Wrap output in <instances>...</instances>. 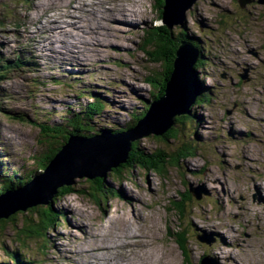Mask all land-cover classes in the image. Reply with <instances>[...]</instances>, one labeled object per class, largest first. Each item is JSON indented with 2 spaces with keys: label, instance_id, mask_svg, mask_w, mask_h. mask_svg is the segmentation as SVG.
Listing matches in <instances>:
<instances>
[{
  "label": "rangeland",
  "instance_id": "obj_1",
  "mask_svg": "<svg viewBox=\"0 0 264 264\" xmlns=\"http://www.w3.org/2000/svg\"><path fill=\"white\" fill-rule=\"evenodd\" d=\"M242 1L246 0H196L183 13V25L171 28L173 43L183 32L193 36L202 51L196 77L212 100L192 108L201 119L198 125L185 126L181 134L176 131L181 138L177 143L165 141L164 134L134 141L137 154L161 153L169 160L188 144L196 147L194 156L180 157L178 167L169 168L165 176L124 166L118 168L122 179L115 181L108 171L105 194L97 183L76 179L70 187L77 191L63 194L52 206L62 225L49 231L46 239L19 235L21 224L8 226L0 233V262L8 260L4 245L9 251L18 249L33 264H116L118 247L136 233L151 244L140 255L127 249L140 264H234L232 259L235 264H264V7L257 0ZM156 4L158 0H55L53 7L41 0H0V68L18 55L28 61L22 69L0 71V189L37 177L32 175L36 165L28 160L39 159L45 147L36 123L44 119L62 125L79 115L81 109L73 99H91L86 89L100 93L105 107L96 113L98 118L81 125L91 128L87 135L99 136L102 130L111 135V129L131 127L132 112H144L143 101H153L158 93L148 79L162 78L168 67L150 61L142 48L156 36L160 45L152 50L172 49L163 35L153 31L163 24ZM62 9L76 15L57 24L62 31L66 27L70 46L78 45L74 56L80 64L54 63L41 53L30 54L32 47L37 52L34 43L49 39L38 33L35 21L41 24L42 14L49 10L63 14ZM28 24L31 30L26 32ZM52 30L55 42L57 37L67 38ZM34 60L38 64L32 68ZM77 94L81 96L74 97ZM85 190L94 197L99 194L103 205L79 193ZM173 202L185 204L183 215L173 209ZM48 207L26 212L35 219L39 212L49 214ZM184 231L186 256L171 237ZM101 248L112 250L103 253Z\"/></svg>",
  "mask_w": 264,
  "mask_h": 264
},
{
  "label": "water",
  "instance_id": "obj_2",
  "mask_svg": "<svg viewBox=\"0 0 264 264\" xmlns=\"http://www.w3.org/2000/svg\"><path fill=\"white\" fill-rule=\"evenodd\" d=\"M195 2L165 0L163 24L169 30L174 24L182 26L183 13ZM245 2L251 3V0L242 1ZM257 3L264 7V0H257ZM175 57L164 97L149 105L135 128L114 136L100 132L99 136L88 140L71 137L45 172L25 186L0 196V220L38 206H50L56 190L74 185L76 179L93 181L106 177L108 171L127 162L132 142L151 134L162 136L173 126L177 116L188 115L199 94L194 70L199 53L183 42Z\"/></svg>",
  "mask_w": 264,
  "mask_h": 264
},
{
  "label": "trees",
  "instance_id": "obj_3",
  "mask_svg": "<svg viewBox=\"0 0 264 264\" xmlns=\"http://www.w3.org/2000/svg\"><path fill=\"white\" fill-rule=\"evenodd\" d=\"M165 5V0H158V4H156L157 9L161 12V20H162V14H163V7ZM153 31L163 35L169 46L172 47L170 53H166L164 52L162 49L161 51H156V50H152V47L154 48V45H160L159 40H157L155 37L152 39L147 40L148 42L145 43L144 47L142 48V50L144 51V53L149 57L150 61L152 62H156V63H160L161 65H165L166 67H168V69H166V71L163 73L161 76L162 78H153L151 77V79H148V83L150 85L155 86L158 89V93L157 95H155V97L152 99L153 101L156 100H160L162 97H164L165 92H166V87H167V83L170 80L171 76H172V72H173V63H174V59H175V52L178 49V47H180V44L183 42H187L188 44H190L192 47L196 48L198 50L199 55L202 57V51L199 48L198 45V41L195 40L193 38V36H187L184 35L183 32L179 33L180 36V40L177 43H173L172 39H173V33L171 30H169L164 24L160 25V26H156ZM151 30L148 31V33H150ZM154 33V32H153ZM157 40V42H155ZM169 55V56H168ZM202 59V58H200ZM198 60L197 63L194 65V70L195 72L198 71V68L201 67L202 65V60ZM199 83V82H198ZM199 83V94L197 96V102L196 105L197 106H203L206 104H209L211 102V97H210V92L208 91V89L204 90L205 87H202ZM92 97L94 98V100L92 102H90L89 104H87V106L85 108L81 107V114L78 113L79 115H72V117L70 116L68 118L67 121H63L61 122L62 125H51L48 124L47 121H45L44 119H39L38 122L36 123V125H38L40 127V137L39 138H43V140L41 141L42 145H45V147L43 148V153L40 155L39 159H37L35 156H30V158H28V160L30 159L37 167V171L34 173H32V175H41L43 172H45V170L47 169V167L49 166V164L53 161V159L55 158V156L60 152V150L63 148V145H65L68 140L71 137H87L90 138L95 136V134L93 135H87L89 132L91 133L92 131H88L91 128L87 127V130L84 129V127H86L85 125L81 126L84 123L87 122H91L93 119L98 118L97 115L98 111L100 110L101 112L104 111L105 107H104V103L103 101H101V96L100 94H92ZM143 103H145V109L144 112L141 113L138 110L135 111L136 112H132L131 117H134V123L133 125H131V127H126L125 129H111L109 130L111 133V135H119L122 132H126L129 131L130 129L134 128L136 126V124L138 123V121L144 117V115L146 114L148 107H146L148 104H150L148 101H143ZM97 113V115H96ZM83 115V116H81ZM97 116V117H95ZM44 117V116H43ZM47 119V118H46ZM200 117H198V113L195 111H193V109L191 108L190 113L186 116H177L174 119V124L173 126L162 136V138L165 139V141H169L170 139H172L174 142H178L179 139H181L177 134L176 131L178 133L181 134V129H185V126L187 128L193 129L194 126H197L198 123L200 122ZM65 128V129H64ZM189 129V130H190ZM103 132L102 131H99ZM98 133V134H99ZM195 136H199V134L197 133V131L194 132ZM168 137V138H165ZM61 142V144H60ZM198 144V143H197ZM196 144V145H197ZM199 145V144H198ZM181 146V145H179ZM183 148L180 149L179 153H175L174 155L171 156V158H169V160L167 159H162V154L160 153V155H151V156H147L144 155V153L142 152H138V154L136 153V144H134V142L131 144L130 147V151L128 154V159L127 162L125 164L120 165L118 168L122 167H128V168H134L135 166L139 169H143L146 172L152 171L154 173H156L159 176H165L167 174V171L169 168L172 167H178L179 164V160L182 157H189V156H194L196 150V147L194 148L191 145H183ZM178 154V155H177ZM136 155V156H135ZM178 157V158H177ZM181 157V158H180ZM180 158V159H179ZM26 162V160H25ZM118 168H114L112 169L111 172V176L112 178L116 181H119L120 179H122V176L120 175V172L118 171ZM108 175V173H107ZM128 175V174H126ZM30 178V177H29ZM88 184H93V183H97L98 189L99 191H101V189H103V191L101 192L102 194L105 191V180L104 178H100V179H96L93 181H86ZM19 185V184H18ZM22 185V184H20ZM17 187V186H16ZM16 187L12 188L11 185L9 186H5L2 189H0V194H5L9 191L15 190ZM76 186L74 187H68L65 189H58L55 196L53 197L52 201H51V205L48 207L47 212L49 214L45 213H38L37 218L33 219V218H29L27 215V212H17V214L11 216L9 219L7 220H0V233L4 234V231L7 230V228L10 227H15L17 228L18 225L21 224L22 229L19 231V235H23L24 237L27 238H47V235L49 233V231H54L56 230L59 226L62 225V220L61 215L58 213H55L53 210V204L55 201L58 200L59 197H62L63 194L65 195L66 193H75L77 191V188L75 190ZM64 190V191H63ZM78 193V192H77ZM81 194H84L83 196H88L90 199L93 200L94 203L97 204H102L101 202V197H99L98 195H94L90 192L85 191H81L79 192ZM105 194V193H104ZM68 195V194H67ZM105 197V195H103ZM106 199V198H105ZM104 203L105 201L102 200ZM189 201V200H188ZM103 205V204H102ZM100 206V205H99ZM172 207L173 209L180 215H183L185 213V204L182 202L181 204H176L175 202L172 203ZM19 216H21L19 219ZM22 222V223H21ZM13 225V226H11ZM10 226V227H8ZM173 235L171 236L172 238H174V240L176 241V244L178 245V247L181 249L182 253L186 256V248L185 245L187 243V234L186 232H178V233H172ZM2 245V244H1ZM3 250L6 251V255H7V261L6 262H0V264H33V261L30 260H26L25 257H23L21 255V252H19L18 249H15L14 251H9L7 249L6 246L2 245ZM185 262L187 263V259L185 258Z\"/></svg>",
  "mask_w": 264,
  "mask_h": 264
},
{
  "label": "bare ground",
  "instance_id": "obj_4",
  "mask_svg": "<svg viewBox=\"0 0 264 264\" xmlns=\"http://www.w3.org/2000/svg\"><path fill=\"white\" fill-rule=\"evenodd\" d=\"M68 1H70V0H68ZM62 2H63V0H62ZM65 2V1H64ZM43 3V5H44V3H52V5L55 3V0H41V4ZM57 4H59L58 2H57ZM88 4H91V2H89ZM51 6V5H50ZM42 7V6H41ZM45 7V6H44ZM53 7H55L54 5H53ZM50 8V7H49ZM59 8V7H58ZM44 9V8H43ZM53 9V8H52ZM81 9V6L80 7H77L76 8V10H80ZM116 9V8H115ZM83 11H84V9H82ZM127 10L130 12V10H129V8L127 7ZM39 11V10H38ZM45 11V10H44ZM62 12H63V14L62 13H59V12H57V11H50L49 10V12H46V13H44V14H42L41 15V17H44V21L43 22H41V24L40 23H38V21H35V23H34V25H39L40 27L38 28V33L39 32H44L47 36L46 37H48L49 39L48 40H45V41H43V40H41V42L40 43H34V44H36V46H38L37 48H36V50H37V52H35V49L32 47L31 48V50H30V54H33V55H38L39 53H41L42 55H40V56H43V57H45L47 60H54V63L56 62V61H61V62H67V60L69 61V60H73V62H75V63H78V64H80L81 63V60L79 59L78 60V57L77 56H74V54L75 53H77L76 52V50L75 49H77V47H78V45L77 46H75L74 44H73V42H72V44L73 45H71L70 46V42L68 43V37L70 38V35L66 32V30H65V28L63 29V31L62 30H60V29H62L61 28V25L59 24H57L59 21H62V20H64V19H71V17L73 16V17H75L76 15H74L73 14V11L72 10H70V11H65L64 9H62L61 10ZM88 11V10H87ZM37 12V11H36ZM42 12V11H41ZM91 12V11H90ZM95 14V13H94ZM132 14V13H131ZM27 15H29V14H27ZM133 15H134V13H133ZM28 17V16H27ZM30 18V17H29ZM36 18V17H35ZM92 18V17H91ZM97 23V22H96ZM122 23V22H121ZM29 24H32V22L31 23H29ZM26 25L25 26V31L26 32H29L30 30H31V26L30 25ZM91 24V23H90ZM89 24V25H90ZM86 27V26H85ZM92 27V26H91ZM40 28H42L41 29V31H40ZM52 28H55V30H57V31H55L56 33L55 34H58V35H61V36H63V37H67L66 39H63V38H61V37H57V41L55 42V40H54V38H52V37H54V34H53V30H52ZM73 28V27H72ZM78 28V27H77ZM89 28V27H88ZM53 31V32H52ZM65 31V32H64ZM68 31V30H67ZM92 31H94V29L93 30H91V31H89V34H88V36L89 35H91V32ZM69 35V36H68ZM37 36V35H36ZM56 36V35H55ZM80 36V35H79ZM71 37H73V36H71ZM75 37H77V36H75ZM42 38V37H41ZM82 38H85V39H87L86 37H84V35H82ZM78 39V38H77ZM77 39H75V40H77ZM31 41H33V40H31ZM79 41H80V43H82L83 44V41H84V39H81V38H79ZM33 43V42H32ZM43 43H45V45H43ZM86 43H87V41H85L84 42V44L86 45ZM81 44V45H82ZM80 48H83V47H80ZM78 52H80V50H78ZM79 55H83V54H80L79 53ZM87 56V55H86ZM201 57V56H200ZM12 58V57H11ZM83 58H84V56H83ZM5 64V63H4ZM88 65V64H87ZM73 66V65H72ZM78 68V67H77ZM83 68V67H82ZM95 70H96V68H95ZM37 74V73H36ZM29 75V74H28ZM61 79V78H60ZM66 80V79H65ZM34 94V93H33ZM87 102V101H86ZM89 104V103H88ZM86 107V106H85ZM127 124V123H126ZM105 132V131H104ZM111 133V132H110ZM80 138H82V139H84V140H88V139H90V138H83V137H80ZM255 191L257 192V194H260L261 195V197H262V194L260 193V191H259V189H256L255 188ZM263 198V197H262ZM257 199V198H256ZM263 201H264V198H263ZM136 233H133L131 236H128L127 238H130L129 239V241L128 242H126V243H122L121 245H120V247H118V246H116V248H115V246L113 247V250H114V252H116V250H117V247L118 248H120V251H119V256H117V255H115V262H117L116 264H140L138 261H135V259H133L131 256H133V255H129L128 254V251H127V249L129 250V252H133L134 253V255H140L141 254V251H143V250H146V249H148L149 247H151V244L150 243H148L147 241H141L140 239V237L138 236V235H135ZM221 239H222V237H220ZM223 242H225V240L223 241ZM222 242V243H223ZM226 244V243H225ZM151 249V248H150ZM99 251H104L103 253H106V252H110L112 249H110V248H101V249H98ZM97 250V251H98ZM88 253V252H87ZM148 254V253H147ZM111 261V260H110ZM232 262H234V264H235V261H234V259H232ZM105 264V263H104Z\"/></svg>",
  "mask_w": 264,
  "mask_h": 264
}]
</instances>
